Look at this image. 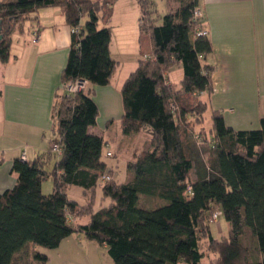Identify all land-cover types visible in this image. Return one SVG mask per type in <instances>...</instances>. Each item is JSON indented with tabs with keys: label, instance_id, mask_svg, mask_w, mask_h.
Wrapping results in <instances>:
<instances>
[{
	"label": "trees",
	"instance_id": "obj_1",
	"mask_svg": "<svg viewBox=\"0 0 264 264\" xmlns=\"http://www.w3.org/2000/svg\"><path fill=\"white\" fill-rule=\"evenodd\" d=\"M114 1H0V63L9 60L14 29L35 20L39 9L56 6L72 29L62 84L84 80L106 86L116 63L109 52L110 29L98 28V20L100 13L110 17ZM178 1V8L157 24L154 4L137 0L140 32L149 38L151 49L142 51L137 68L122 84L121 131L147 132L149 146L134 152L127 162L131 175L118 182L106 171V143L88 131L96 123L98 108L87 89L63 95L58 118L52 113L51 129L60 154L50 150L32 161L14 159L11 171L17 174L16 182L0 193V264H30L29 246L54 249L75 233L104 246L114 264H242L246 231L260 256L252 264H264V117L256 129L234 130L225 124L221 111L214 110L210 141L187 126L184 115L204 119L207 107L198 95L210 89L213 67L203 61L212 46L208 32L196 34L203 28L192 17L197 0ZM174 64L183 73L178 86L168 85L164 77ZM181 95L193 98V103L181 101ZM197 141L208 144L209 153L207 162L191 176ZM46 179L53 182L49 194L41 191ZM69 186L84 191L99 186L109 203L96 210L92 202L79 205L68 198ZM139 195L166 204L143 209L138 206ZM214 211L229 224L222 240L210 231L207 217ZM73 218L88 220L73 224ZM202 239L217 254L215 262H203ZM31 258L39 264L48 260L33 250Z\"/></svg>",
	"mask_w": 264,
	"mask_h": 264
},
{
	"label": "crops",
	"instance_id": "obj_2",
	"mask_svg": "<svg viewBox=\"0 0 264 264\" xmlns=\"http://www.w3.org/2000/svg\"><path fill=\"white\" fill-rule=\"evenodd\" d=\"M8 1L12 0H3ZM149 1L156 6L154 0ZM197 7L212 46V52L203 62L213 67L210 89L198 97L203 101L202 97L209 92L206 98L212 108L227 107L229 117L225 114L223 117L228 127L234 130L256 129L264 117V0H197ZM177 8V3L165 2L167 12ZM85 19L81 18L80 25ZM139 19L137 0H115L108 19L99 14L98 28L110 29L109 52L116 66L106 86H94L86 81L87 94L98 108L96 123L88 131L103 138L107 147L104 154L108 151L119 154L118 157L126 142L133 139V135H124L121 131L123 106L120 90L124 80L137 68L142 51L151 49L149 38L140 32ZM26 21L11 34L8 62L0 63V193L15 184L17 174L11 171V164L20 158L22 152L27 161L49 154L52 142L57 140L51 138L52 113L58 96L65 95L61 74L67 62L72 29L66 24L61 8L39 9L35 20H28L29 24ZM16 32L19 35L13 38ZM120 64H129L131 69L122 80L116 79ZM182 76L181 66L174 64L164 77L168 85L178 86ZM203 102L206 103L205 100ZM116 122L121 134L119 139L117 134H108L109 127ZM142 133L148 139V133ZM142 150L133 147L129 160L134 152ZM104 162L106 171L111 172L116 180L117 164ZM126 174L127 178L131 175L129 172ZM72 187L77 186L68 187L69 199L79 205L94 203L97 187L86 191L78 187L83 196L81 202L68 195ZM41 191L49 193L43 190V182ZM99 192V200L104 202L100 201L96 209L109 203L100 188ZM81 219L70 220L73 224L86 223L80 222ZM70 238L64 239L57 248L70 244Z\"/></svg>",
	"mask_w": 264,
	"mask_h": 264
},
{
	"label": "rangeland",
	"instance_id": "obj_3",
	"mask_svg": "<svg viewBox=\"0 0 264 264\" xmlns=\"http://www.w3.org/2000/svg\"><path fill=\"white\" fill-rule=\"evenodd\" d=\"M0 1H3V0H0ZM154 1L156 3L155 10L158 16L157 24L160 23V17H162L167 12L165 10V2L167 1L175 2L179 5L178 0H167V1L166 0H154ZM107 7L108 6L104 5V9ZM25 23L29 24L28 20ZM16 35H19V32H16L13 38ZM113 50L115 52V49ZM130 70L131 69L129 67V64H120L119 69L116 72V79L120 78V80H122V78L126 76V74H129ZM132 70H134V67ZM172 72L174 75L175 73L174 68L172 69ZM208 93L209 92H207V94H205V96L202 97V100L203 101L205 100L206 103L208 104L207 109L204 114V119L201 121V119L197 120L195 116L194 117L190 116V117H193L191 119L190 117L188 118L186 115H184L183 118L185 119V122L189 121L188 122L189 124H187V126L191 127L190 129L193 130V133L194 132L199 133V135H201L203 139L210 141L212 139L211 131H209V129L212 128V117H211L212 111L220 110L222 115L225 114L227 115V117H229L228 116L229 110L227 109V107H222L221 109H214L215 107L212 108L210 105L209 99L206 98L208 96ZM180 100L181 101L183 100V102L193 103V98H189L183 95L180 96ZM63 101H65L63 98V95L58 96V99L56 100V105L54 108L55 118H58L57 112L59 109V105L63 103ZM197 109H199V107ZM179 124H182V122H180ZM108 131H109L108 134H111V133H113L114 135L117 134L118 139L121 136L118 122H116L114 125L109 127ZM54 135L55 134H52L51 138L53 137L55 139L57 137L56 135L54 137ZM132 137L133 139H131L129 142H126L124 151L122 153L120 152L121 154L120 157H118L119 154L117 153L112 154L115 157H106L105 154L103 155V159L107 161L108 163L117 164V167L116 168L114 167L115 168L114 178H116L118 182H124L127 178L126 173L128 172V170L126 167V164H127L126 162L130 158V155H131V154L129 155L130 150L133 147H139L142 150V149L148 148L149 146V141L147 139V136L143 134L142 132H140L139 134H134ZM192 141H194V139ZM197 142L198 144H194L195 148L192 152V159H193L194 167H193V170L191 171V174H190L191 176H194V173L196 172V170L199 169L200 163L203 164L204 162L205 163L207 162L208 153H209L208 144H205V143L202 144L199 141ZM106 148L107 147L104 145L103 152H105ZM109 149H111L110 146H109ZM112 149L114 150V147H112ZM52 187H53V182L51 179H46L43 182V190L50 193L52 191ZM68 195L76 197L78 199V202H81V199H83V196H81L82 194L80 192V188L78 187L70 188L68 191ZM100 196H101V193L99 192V188L97 187L95 189V198H94V203H93V206L95 209L99 207L100 201L102 203L104 202L102 200H99ZM165 204H166L165 200H162L156 197H151L147 195H139V198H138V206L143 209H148V210L155 209ZM210 215L209 217H207L209 224L211 221ZM80 222H87V219L83 218L81 219ZM228 230H229V224L226 222V220L224 219L222 215L219 216L215 222H211L210 224L211 234L213 238H215L216 240L224 239L223 236H226L228 234ZM69 242L70 244H67L65 247L61 246V248H54V249H47V248L40 247V246H35L32 248L31 246H29L27 249V254H28L27 261L30 264H39V262L31 258V253L33 250L35 253H40L48 257V260L45 264H114L113 260L107 255L106 249L104 246H100L99 244L93 241H88L80 233L73 234ZM64 243H67V242H64ZM242 245L244 249L242 264H252V262L260 258L258 251L256 249V242L254 238L252 237V235L250 234V232L246 231V233L243 235ZM201 251L203 252L205 256L203 262H208V261L215 262L217 254L214 253L211 249H209V244L206 239H202L201 241Z\"/></svg>",
	"mask_w": 264,
	"mask_h": 264
},
{
	"label": "built area",
	"instance_id": "obj_4",
	"mask_svg": "<svg viewBox=\"0 0 264 264\" xmlns=\"http://www.w3.org/2000/svg\"><path fill=\"white\" fill-rule=\"evenodd\" d=\"M192 17L194 21H200L202 20V13L199 10L198 7L194 8L193 13H192ZM76 31V30H75ZM197 36H206L207 35V31L204 28H201L200 30L197 31ZM86 88V81L84 80H76L74 82H70V83H66L63 85V89L65 91V95L67 96H73L74 94L84 91ZM52 152L56 153V154H60V147L58 146L57 143H53L51 145V149ZM107 156L110 155V152L106 153ZM20 159L22 161H25V155L24 152H22ZM105 180H108V177H104ZM221 215L220 211H214L211 215V221L210 222H215L216 219Z\"/></svg>",
	"mask_w": 264,
	"mask_h": 264
},
{
	"label": "bare ground",
	"instance_id": "obj_5",
	"mask_svg": "<svg viewBox=\"0 0 264 264\" xmlns=\"http://www.w3.org/2000/svg\"><path fill=\"white\" fill-rule=\"evenodd\" d=\"M149 59H151V57H148Z\"/></svg>",
	"mask_w": 264,
	"mask_h": 264
},
{
	"label": "water",
	"instance_id": "obj_6",
	"mask_svg": "<svg viewBox=\"0 0 264 264\" xmlns=\"http://www.w3.org/2000/svg\"><path fill=\"white\" fill-rule=\"evenodd\" d=\"M1 24V23H0ZM0 30H1V27H0Z\"/></svg>",
	"mask_w": 264,
	"mask_h": 264
}]
</instances>
